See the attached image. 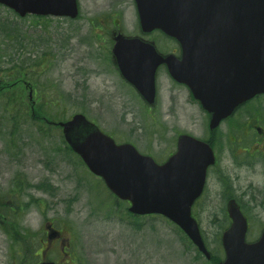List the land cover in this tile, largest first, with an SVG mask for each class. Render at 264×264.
Returning a JSON list of instances; mask_svg holds the SVG:
<instances>
[{
  "label": "rangeland",
  "instance_id": "374dc122",
  "mask_svg": "<svg viewBox=\"0 0 264 264\" xmlns=\"http://www.w3.org/2000/svg\"><path fill=\"white\" fill-rule=\"evenodd\" d=\"M80 3L75 20L52 17L37 23L0 6V75L25 64L31 88L38 91L33 97L52 103L47 109L53 121L82 112L117 142L133 143L159 163L175 150L179 132L202 136L208 130L206 114L167 73L160 70L158 104L148 111L134 88L109 64L115 17L124 33L154 40L163 51L172 40L158 30L152 35L141 32L134 0ZM15 105L0 100V200L10 198L7 191L18 174L32 184L46 179L52 185L28 188L40 205H30L16 218L27 240L33 241L30 246L37 248L39 240L26 233L40 232L48 219L70 243L74 255L64 259L58 242L50 254L56 262L73 264L75 258V264H207L166 218L130 219L126 204L115 205L104 183L64 149L67 144L57 126L28 118L16 127L11 116L22 106ZM23 109L27 112L26 106ZM28 197L18 199L25 202ZM2 208L0 264H33V258L4 229L13 219L2 214ZM204 218L201 224L208 246L221 251L217 221ZM261 223L252 222L253 229Z\"/></svg>",
  "mask_w": 264,
  "mask_h": 264
},
{
  "label": "water",
  "instance_id": "95a60500",
  "mask_svg": "<svg viewBox=\"0 0 264 264\" xmlns=\"http://www.w3.org/2000/svg\"><path fill=\"white\" fill-rule=\"evenodd\" d=\"M21 16L77 17V0H0ZM144 32L161 29L183 47L182 61L163 56L139 37L116 36L114 56L122 76L149 103L156 100V73L168 63L171 75L187 84L212 113L216 128L241 102L264 93V0H136ZM67 142L109 189L131 203L135 214H163L177 223L210 258L198 222L191 215L201 194L212 149L191 135H181L178 151L164 164L142 155L130 143L117 144L82 114L60 122ZM231 227L223 233L226 258L220 264H264V231L246 242L248 223L232 203ZM58 232L53 230V236ZM40 264H57L44 261Z\"/></svg>",
  "mask_w": 264,
  "mask_h": 264
},
{
  "label": "flooded vegetation",
  "instance_id": "af4514ba",
  "mask_svg": "<svg viewBox=\"0 0 264 264\" xmlns=\"http://www.w3.org/2000/svg\"><path fill=\"white\" fill-rule=\"evenodd\" d=\"M115 24H118V21H115ZM169 51L178 57L182 53L178 43ZM163 70L169 74L166 64L163 65ZM175 84L183 86L177 82ZM262 98L260 96L240 104L216 130L208 129L202 134L201 139L214 150L215 161L208 167L203 192L192 207V214L197 220H204L206 217L210 220H225L231 223L228 208L230 202L234 200L250 224L252 221L264 222V101ZM14 196V201L17 202L19 192H14ZM14 201L10 211L16 213L20 208H16ZM261 233L262 230L257 231V239L260 238ZM254 234L253 230L249 236ZM58 240L62 239L56 238L52 241L45 236L40 238L41 249L44 251L42 255L44 253L48 255L53 243Z\"/></svg>",
  "mask_w": 264,
  "mask_h": 264
},
{
  "label": "trees",
  "instance_id": "16d2710c",
  "mask_svg": "<svg viewBox=\"0 0 264 264\" xmlns=\"http://www.w3.org/2000/svg\"><path fill=\"white\" fill-rule=\"evenodd\" d=\"M15 67V66H14ZM19 69L18 71L14 72L10 69V72L6 76L0 75V100L6 99L7 104H16L15 107H17L19 104H21L22 107L26 106L25 109L21 110L17 109V113L12 115V120L13 123L16 127L20 125V122L22 120H27L28 118L33 120H39L41 124H51L54 123L53 117L49 115L47 106L41 105V103L34 104L33 101L30 99L28 91H27V85H30V78L27 75V71H25V64H20V66H17ZM7 72V71H6ZM52 103L49 105L51 106ZM55 116L56 113L54 112ZM34 121V120H33ZM64 143H66L63 140ZM64 149L69 152L73 153L71 148L66 145ZM111 198H114L115 205H119L121 202L124 203L123 201H119L116 197H114L112 194H109ZM155 215H150V217H154ZM128 217L131 219H134L135 216L128 213ZM138 225V224H137ZM139 226V225H138ZM5 230L7 231L8 234L11 235V237L16 241V242H22L24 245H26V236L23 234V232H18L15 227L12 225L11 227H5ZM180 233L183 234L185 238L186 235L183 233V231L178 228ZM29 235L30 233H26V235ZM26 248L30 251L28 246L26 245ZM221 254L217 252H214L212 254V258L209 261V264H218L221 260Z\"/></svg>",
  "mask_w": 264,
  "mask_h": 264
}]
</instances>
